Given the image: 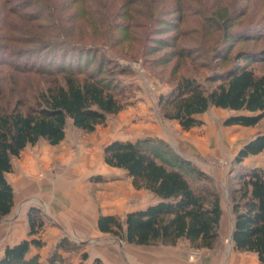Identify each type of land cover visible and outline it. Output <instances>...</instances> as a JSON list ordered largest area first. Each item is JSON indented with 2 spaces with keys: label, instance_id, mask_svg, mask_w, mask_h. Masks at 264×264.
Instances as JSON below:
<instances>
[{
  "label": "trees",
  "instance_id": "obj_1",
  "mask_svg": "<svg viewBox=\"0 0 264 264\" xmlns=\"http://www.w3.org/2000/svg\"><path fill=\"white\" fill-rule=\"evenodd\" d=\"M24 1V15L6 9L9 0H3L5 7L0 9V41L7 43L1 47L4 54L22 58L20 52L10 50L9 43L35 47L28 52L35 57L29 58L31 67L15 66L1 56L0 65L8 70L0 71V99H10L7 106L0 105V221L14 208V190L7 179L13 172L12 158H19L26 147L41 140L59 145L65 139L68 120L74 128L92 133L108 116L121 112L126 105L124 90L112 79L119 71L118 62L141 56L143 48L132 53L131 47H141L148 23L161 13L162 5L173 4L175 13L187 11L182 0ZM11 17H17L19 24ZM178 20L180 24L183 16ZM185 48L173 54L181 63L194 53ZM231 49L225 46L215 53V59L225 66L207 78L208 87L194 78L181 77L159 95L164 119L176 121L188 131L200 127L199 116L214 107L230 112L223 121L227 127L248 128L264 122V72H256L253 66L264 62V56L254 59L245 54L233 62ZM262 152V133L239 148L229 189L233 248L255 254L260 264H264V170L244 167L243 162ZM102 158L105 165L125 170L135 190H147L157 200L129 211L124 221L116 214H100L97 227L101 233L136 246H175L185 240L195 249L214 247L221 201L203 171L176 153H163L151 138L111 141L103 148ZM27 220V238L6 246L0 264H69L57 252L80 250L79 244L63 236L53 257L47 263L39 262L37 255L29 254L31 248L42 247L40 209L29 207ZM80 257L82 264L87 253ZM91 264L105 263L94 258Z\"/></svg>",
  "mask_w": 264,
  "mask_h": 264
},
{
  "label": "rangeland",
  "instance_id": "obj_2",
  "mask_svg": "<svg viewBox=\"0 0 264 264\" xmlns=\"http://www.w3.org/2000/svg\"><path fill=\"white\" fill-rule=\"evenodd\" d=\"M182 1L186 3L187 11L175 13L173 4L169 6L167 3L161 6V13H156L155 18L148 23L149 30L147 29L141 47H131L132 53L143 48L140 51L141 56L118 62L119 71L113 74L112 79L124 90L122 98L126 105L121 112L108 116L105 124L98 126L92 133L74 128L68 120L65 139L59 145L50 146L41 140L34 146L26 147L19 158H12L15 169L7 179L16 193V205L12 214L0 221V236H3V239H0V255L4 243L11 244L7 240L15 229V223L19 221L21 208L24 209L27 204L28 210L29 207L40 204L36 200L38 198H32L38 193L26 195L19 190L15 182V177L19 175L16 166L24 155L30 153L33 156L37 152L52 149L56 150L54 154L57 155V148H60V151L72 152L76 156H80L82 151H87L91 153L83 165V168H87L95 165L99 158L100 164L104 165L103 148L111 141L151 138L163 153H176L209 176V187L218 192L222 210L219 236L214 247L195 249L185 240H180L175 246H136L106 234L83 242L73 241L67 237L81 248L70 253L58 251V255L69 264H81V253L86 252L87 259L82 264H89L95 258L94 254L90 253V248L95 245L97 250L95 254L100 255L105 264H260L255 254L238 252L233 248L231 236L234 218L229 189L232 184V171L236 169L233 160L237 151L257 134H264V122L248 128L227 127L223 125V121L230 112L211 107L200 116L203 121L200 127L184 131L176 121L164 119L158 98L161 93L170 90L181 77L194 78L208 87L207 78L225 66L221 60L215 59V53L225 46L232 47L229 59L233 62L240 56L246 57L245 54L254 59L264 56V0ZM24 2L9 0L6 9L11 8L17 15H24L27 12L23 11ZM4 7L3 0H0V9ZM182 16L184 20L179 24L178 19ZM11 18L15 24H19L17 17ZM34 32L38 34L40 31L33 30L32 33ZM18 36L27 38L24 35ZM4 43L0 41V64L3 56L15 66L24 68L33 65V61L29 59L32 56L28 52L35 48L34 45L9 43L8 46L10 50H14L13 53L18 51L19 55H22L21 59H16L10 57L9 52H7L9 55L4 54L1 50V47L7 44ZM167 44L172 46L168 47ZM175 45L176 47L172 48ZM185 47L194 53L181 63L173 54L175 50ZM32 58L35 60V57ZM253 66L256 72H264V62H255ZM123 67L124 73H120ZM7 70L5 66L0 65V71ZM9 99L1 96V107L7 106L6 100ZM243 166L259 167L264 170V152L245 159ZM71 167L72 165L62 163L60 159L54 157L46 169L34 173L32 177L42 180L43 184L47 185L45 190L48 192L59 190L60 194H63L59 199L64 200L67 199V193L63 191V181L66 180L65 173ZM93 178L95 176L91 177ZM42 199L49 200L45 197ZM35 207L40 209L44 223L50 221L44 208ZM120 217L124 221L125 216ZM43 231L44 229L39 234L42 247L31 248L29 256L37 255L39 262L47 263V260L53 257L56 242L54 243L51 238L43 241Z\"/></svg>",
  "mask_w": 264,
  "mask_h": 264
},
{
  "label": "crops",
  "instance_id": "obj_3",
  "mask_svg": "<svg viewBox=\"0 0 264 264\" xmlns=\"http://www.w3.org/2000/svg\"><path fill=\"white\" fill-rule=\"evenodd\" d=\"M55 152L56 150L52 149L37 152L33 156L27 153L16 166L19 173L15 177L17 187L26 195L38 193L36 197L32 196V198H38L39 200H36L40 202L39 205L35 206L44 208L50 219V221L48 220L43 225V241L51 238L54 240V243H57L63 236L73 241L82 242L86 239L90 241V238H99L102 235H106L101 233L97 227V218L100 214L125 216L129 211L144 208L149 204L155 203L157 200L147 190H135L125 170L100 164V158L95 165L83 168L84 162L88 161V157L91 156V153L87 151H82L80 156H76L69 151H60V148H57V155L54 154ZM54 157L60 159L62 163L66 162L68 165H72L65 173L66 180L63 181L62 188L67 193V199L64 200L59 199L63 195L60 194L59 190L56 189L57 192H50L51 190L48 192L45 190V186L47 185L43 184L42 180L32 177L34 173L46 169ZM12 168L14 171L15 167L13 163ZM96 175L101 176L103 178L102 181L91 179V177ZM43 197L49 200H41ZM14 205H16L15 192ZM26 207L24 206V209L21 208L19 211V221L15 223V229H13L10 238L7 240L11 244L6 245L4 243L1 254H3L6 246L16 244L22 239L27 238L28 220ZM11 214L12 212L9 215ZM52 224L54 225L52 226ZM2 237L0 236V239H3ZM88 248L89 245L87 246ZM96 251L95 245H92L90 253L94 254L93 258L102 259L100 255L95 254Z\"/></svg>",
  "mask_w": 264,
  "mask_h": 264
}]
</instances>
